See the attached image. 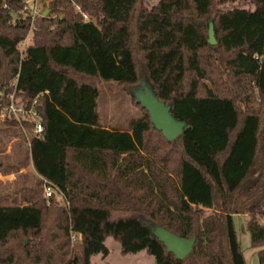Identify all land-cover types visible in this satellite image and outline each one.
Instances as JSON below:
<instances>
[{"label":"trees","instance_id":"trees-1","mask_svg":"<svg viewBox=\"0 0 264 264\" xmlns=\"http://www.w3.org/2000/svg\"><path fill=\"white\" fill-rule=\"evenodd\" d=\"M235 1L53 0L63 16L32 19L25 0H0V92L16 80L45 126L29 147L42 179L0 205V264H91L109 237L156 264H248L236 215L264 264V0ZM100 81L127 86L143 115L103 125ZM143 81L184 123L174 140L133 95ZM44 180L67 205H46ZM157 226L196 237L192 252L177 259Z\"/></svg>","mask_w":264,"mask_h":264},{"label":"rangeland","instance_id":"rangeland-1","mask_svg":"<svg viewBox=\"0 0 264 264\" xmlns=\"http://www.w3.org/2000/svg\"><path fill=\"white\" fill-rule=\"evenodd\" d=\"M52 1L40 0V9H44L43 13L50 9L47 16L51 19L63 16V11H53ZM150 1V4H156L159 0ZM247 2V0H236L234 5H248ZM226 5H232V2ZM31 39L32 33L22 42L20 51L31 43ZM99 89L98 113L103 125L111 128H128L131 120L143 115L144 112L136 105L127 86L119 85L114 81H100ZM140 89L144 90L142 87H134L132 92ZM135 98L138 99L137 96ZM30 165L29 145L24 131L16 125H0V205L21 202L20 190L27 186L25 184L28 183L27 187H30L39 181ZM246 219L245 215L234 217L241 250L248 264H260L258 257L260 248L251 245ZM262 221L264 222V218ZM106 245L109 253L106 256L102 253L93 255L91 264H156L154 256L145 250L124 254L120 242L113 237L106 240Z\"/></svg>","mask_w":264,"mask_h":264},{"label":"water","instance_id":"water-1","mask_svg":"<svg viewBox=\"0 0 264 264\" xmlns=\"http://www.w3.org/2000/svg\"><path fill=\"white\" fill-rule=\"evenodd\" d=\"M48 11L50 12V9H47L43 16L46 17ZM209 42L213 45L217 43L212 22L209 29ZM141 87L144 90H136L133 95L137 96V101L147 108L157 129L163 132L168 141H172L181 135L184 130V123L174 118L170 113V107L163 101L158 100L145 81H143ZM154 235L166 245L169 252L175 254L176 258L180 260L192 252L196 242V237H180L161 226L155 227Z\"/></svg>","mask_w":264,"mask_h":264},{"label":"built area","instance_id":"built-area-1","mask_svg":"<svg viewBox=\"0 0 264 264\" xmlns=\"http://www.w3.org/2000/svg\"><path fill=\"white\" fill-rule=\"evenodd\" d=\"M39 3L40 0H25V5L19 14L31 16L32 19L38 15H42L44 9H40ZM76 8L78 11L82 12L85 21H88L90 18L88 13L83 12L81 7L78 5ZM22 44L23 43L19 45V49ZM11 87L14 88V91L11 93L0 92V125L9 120L15 121L24 131L30 147L32 137H41L45 131V126L42 123V119L36 109L38 99H34L32 104L29 106L18 104L16 102L15 92V89L17 88L16 80L11 83ZM29 129L31 131H29ZM43 186V199L46 202V205H50L51 198L54 196L67 205V203L64 202L62 195L59 194L55 188L50 186L47 181L44 180ZM75 237L76 234H73L72 239H75Z\"/></svg>","mask_w":264,"mask_h":264},{"label":"crops","instance_id":"crops-1","mask_svg":"<svg viewBox=\"0 0 264 264\" xmlns=\"http://www.w3.org/2000/svg\"><path fill=\"white\" fill-rule=\"evenodd\" d=\"M31 168H32V171H33V174L35 175V176H37V178H38V180H41L42 179V177L41 176H39L38 174H37V172H36V170H35V168H34V166H33V164H32V161H31ZM23 170V169H22ZM21 170V171H22ZM25 185H27L28 186V183H26ZM27 186H25V187H23V188H26ZM21 191V193H22V189L20 190Z\"/></svg>","mask_w":264,"mask_h":264}]
</instances>
